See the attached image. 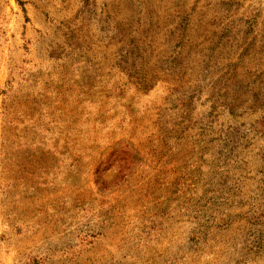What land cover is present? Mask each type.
I'll list each match as a JSON object with an SVG mask.
<instances>
[{
  "label": "rangeland",
  "instance_id": "1",
  "mask_svg": "<svg viewBox=\"0 0 264 264\" xmlns=\"http://www.w3.org/2000/svg\"><path fill=\"white\" fill-rule=\"evenodd\" d=\"M0 264H264V0H0Z\"/></svg>",
  "mask_w": 264,
  "mask_h": 264
}]
</instances>
